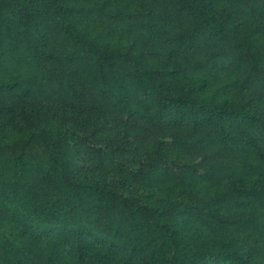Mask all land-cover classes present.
Instances as JSON below:
<instances>
[{
  "label": "trees",
  "instance_id": "obj_1",
  "mask_svg": "<svg viewBox=\"0 0 264 264\" xmlns=\"http://www.w3.org/2000/svg\"><path fill=\"white\" fill-rule=\"evenodd\" d=\"M0 264H264V0H0Z\"/></svg>",
  "mask_w": 264,
  "mask_h": 264
}]
</instances>
